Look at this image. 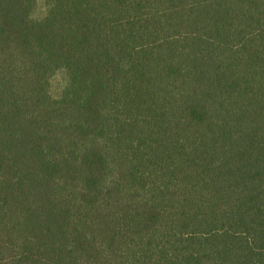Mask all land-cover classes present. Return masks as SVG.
Here are the masks:
<instances>
[{
    "label": "trees",
    "instance_id": "16d2710c",
    "mask_svg": "<svg viewBox=\"0 0 264 264\" xmlns=\"http://www.w3.org/2000/svg\"><path fill=\"white\" fill-rule=\"evenodd\" d=\"M38 3L0 0V264H264V0Z\"/></svg>",
    "mask_w": 264,
    "mask_h": 264
},
{
    "label": "rangeland",
    "instance_id": "374dc122",
    "mask_svg": "<svg viewBox=\"0 0 264 264\" xmlns=\"http://www.w3.org/2000/svg\"><path fill=\"white\" fill-rule=\"evenodd\" d=\"M45 0H39L37 7V16L45 12ZM69 77L66 71H58L51 80V94L54 98H61L68 87Z\"/></svg>",
    "mask_w": 264,
    "mask_h": 264
}]
</instances>
